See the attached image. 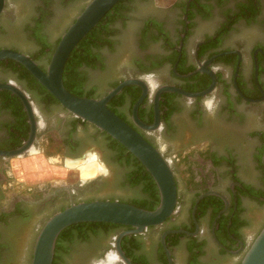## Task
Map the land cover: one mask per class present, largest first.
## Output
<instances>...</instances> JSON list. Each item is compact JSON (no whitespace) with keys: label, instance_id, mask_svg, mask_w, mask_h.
Returning a JSON list of instances; mask_svg holds the SVG:
<instances>
[{"label":"flooded vegetation","instance_id":"flooded-vegetation-1","mask_svg":"<svg viewBox=\"0 0 264 264\" xmlns=\"http://www.w3.org/2000/svg\"><path fill=\"white\" fill-rule=\"evenodd\" d=\"M162 1H120L73 50L65 65L64 85L76 96L98 99L126 79L144 81L143 74L163 70V86L188 93L213 86L205 96L215 92L223 100L214 118L201 106L205 96L193 97L194 105L187 109V96L162 93L159 119L169 150L159 152L177 185L176 212L160 226L126 235L121 247L133 264H170L161 236L183 229L196 235H167L172 264H241L264 227V0ZM89 2L4 0L0 50L26 54L47 71L61 36ZM125 61L133 70L124 75ZM26 70L13 59L0 61V83L19 88L35 121L30 149L21 156L9 155L29 140L33 126L21 97L0 89V263L13 239L17 246L29 235L36 241L44 223L72 203L155 204L157 185L144 165L106 132L64 108ZM156 91L149 90L138 109L146 125L156 120ZM142 93L140 86L129 85L108 107L157 149L153 133L133 119ZM92 148L111 169L106 179L83 183L80 176L77 183L52 184L59 178L49 176L32 183L14 181V161L20 157L38 153L69 174L63 158L81 157ZM246 157L252 159L243 163ZM78 224L57 240L60 264L69 256L77 264L99 259L121 232L132 228Z\"/></svg>","mask_w":264,"mask_h":264},{"label":"water","instance_id":"water-1","mask_svg":"<svg viewBox=\"0 0 264 264\" xmlns=\"http://www.w3.org/2000/svg\"><path fill=\"white\" fill-rule=\"evenodd\" d=\"M122 0H90L74 22L61 36L47 67L43 71L28 55L11 49L0 50V61L13 59L22 64L69 112L76 117L88 121L100 130L122 144L133 154L154 178L160 194V202L153 210L137 207L133 204L110 200H93L72 203L63 210L53 214L39 231L31 264H53L55 248L60 234L68 227L78 223H112L132 227L121 232L115 238V247L125 264H133L121 247L122 239L129 234H141L149 227L160 226L175 214L178 195L173 172L163 155L141 136L133 127L119 117L108 107V102L129 85H137L143 93L133 107V119L142 128L153 130L160 125L159 101L163 92H178L187 97L205 96L213 86L200 93H188L173 86H162L154 95L156 120L152 125L144 124L138 117V109L149 93L144 81L139 78H129L111 89L102 98H85L71 93L64 85V69L67 60L78 44L100 23V21ZM4 0H0V13L3 11ZM0 89H8L18 94L26 104L33 126L31 136L24 146L9 152L11 156H21L32 146L35 138V121L30 110L27 97L14 84L0 83ZM207 195V194H205ZM204 197L202 195L199 200ZM196 206L193 214L195 213ZM184 233L196 235L183 229L168 230L161 236V242L167 251L170 264L172 258L166 246L168 234ZM241 264H264V227L255 238L244 255Z\"/></svg>","mask_w":264,"mask_h":264},{"label":"clouds","instance_id":"clouds-1","mask_svg":"<svg viewBox=\"0 0 264 264\" xmlns=\"http://www.w3.org/2000/svg\"><path fill=\"white\" fill-rule=\"evenodd\" d=\"M143 75L145 77L144 83L150 91L158 90L163 86V81L158 73L151 72ZM194 102L193 97H186L184 101L185 108L191 109ZM222 103V98L218 97V95L213 92L202 99L201 106L208 117L214 118ZM164 130L163 124L159 125L154 130H150L153 133V139L156 143L157 150L162 153H166L169 150V143L163 135ZM63 163L64 167L69 171L80 173L83 183L101 177L106 179L111 175V169L108 163L95 148L87 150L78 158L64 157ZM90 264H125V262L120 256L118 248L112 245L102 257L93 259Z\"/></svg>","mask_w":264,"mask_h":264},{"label":"rangeland","instance_id":"rangeland-1","mask_svg":"<svg viewBox=\"0 0 264 264\" xmlns=\"http://www.w3.org/2000/svg\"><path fill=\"white\" fill-rule=\"evenodd\" d=\"M159 1V0H158ZM26 49L28 47L24 46ZM132 68L128 61L124 62V72L123 74L132 73ZM152 72L158 73L161 79H164V71L163 70H154ZM121 76L120 74L116 75V77ZM251 157L243 158V163L250 161ZM14 163L18 166L15 167L14 181L19 183L23 178L25 183H32L43 180L49 176L57 177L59 179H54L50 181L52 184L59 183H77L80 180L81 174L75 171H71L69 174L66 170H62L61 168H57L48 164L44 157L38 153H31L26 158L20 157ZM15 166V165H14ZM66 177V178H65ZM63 178V179H62ZM34 235H29L24 242H21L19 246H17V240H12L11 250L8 255L2 259L0 264H31L33 257V249L35 245ZM9 238V237H8ZM7 239V238H6ZM11 244V241H10ZM91 259L87 258L83 264H90ZM78 260L69 256L62 260L61 264H77Z\"/></svg>","mask_w":264,"mask_h":264},{"label":"trees","instance_id":"trees-1","mask_svg":"<svg viewBox=\"0 0 264 264\" xmlns=\"http://www.w3.org/2000/svg\"><path fill=\"white\" fill-rule=\"evenodd\" d=\"M116 6V5H115ZM114 6V7H115ZM101 22V21H100ZM97 27V26H96ZM95 30V28L88 34V35H90V34H92V32ZM87 37V36H86ZM85 40V38L80 42V43H83V41ZM66 69H67V71H68V67H66ZM67 73V72H66ZM26 75L28 76V77H30L34 82H36L37 84H39L38 82H37V80L34 78V77H32L31 76V74L26 70ZM159 202H160V197H159V193H158V189L156 188V193H155V200H154V205L152 206V207H146V206H144V205H135V206H137V207H140V208H143V209H147V210H153V209H155L157 206H158V204H159ZM134 205V204H133ZM80 224H76V226L78 227ZM81 225H84V224H81ZM73 226H75V225H73ZM73 226H70V227H68V228H66L63 232H62V234H65V233H67V230L69 229V228H71V227H73ZM61 235V234H60ZM58 250V249H57ZM59 258H62V253L60 254V251L58 250L57 252H56V254H55V262H54V264H60V261H59Z\"/></svg>","mask_w":264,"mask_h":264},{"label":"bare ground","instance_id":"bare-ground-1","mask_svg":"<svg viewBox=\"0 0 264 264\" xmlns=\"http://www.w3.org/2000/svg\"><path fill=\"white\" fill-rule=\"evenodd\" d=\"M161 1H162V0H161ZM164 1H165V2H168L169 0H163L162 2H164Z\"/></svg>","mask_w":264,"mask_h":264}]
</instances>
